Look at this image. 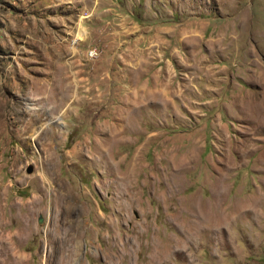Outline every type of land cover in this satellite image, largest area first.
Here are the masks:
<instances>
[{"label":"rangeland","instance_id":"374dc122","mask_svg":"<svg viewBox=\"0 0 264 264\" xmlns=\"http://www.w3.org/2000/svg\"><path fill=\"white\" fill-rule=\"evenodd\" d=\"M0 213L5 264H264V0H0Z\"/></svg>","mask_w":264,"mask_h":264},{"label":"bare ground","instance_id":"6f19581e","mask_svg":"<svg viewBox=\"0 0 264 264\" xmlns=\"http://www.w3.org/2000/svg\"><path fill=\"white\" fill-rule=\"evenodd\" d=\"M81 36H83V34H81ZM83 38V37H82ZM79 39V38H78ZM263 128V127H262ZM2 189V188H1ZM4 208V205H3ZM1 214V213H0ZM3 214V213H2ZM4 218L0 219V264H5L4 260L1 259L2 257V253L5 250L6 247V238L4 237V235L1 233V228H2V223L1 220H3ZM5 226V225H4Z\"/></svg>","mask_w":264,"mask_h":264}]
</instances>
